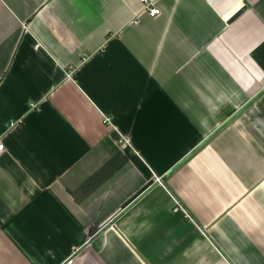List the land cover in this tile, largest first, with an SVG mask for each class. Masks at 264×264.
I'll return each mask as SVG.
<instances>
[{
  "label": "crops",
  "instance_id": "obj_1",
  "mask_svg": "<svg viewBox=\"0 0 264 264\" xmlns=\"http://www.w3.org/2000/svg\"><path fill=\"white\" fill-rule=\"evenodd\" d=\"M154 1L0 0V264H264V0Z\"/></svg>",
  "mask_w": 264,
  "mask_h": 264
},
{
  "label": "built area",
  "instance_id": "obj_2",
  "mask_svg": "<svg viewBox=\"0 0 264 264\" xmlns=\"http://www.w3.org/2000/svg\"><path fill=\"white\" fill-rule=\"evenodd\" d=\"M140 2L143 5V11L147 12L150 16L156 17V16L160 15L161 9L157 6V3L154 0H140ZM72 74H73V70L70 69L67 72V76L71 77ZM104 122L108 123V124H112L110 117H105ZM16 124H17L16 122H12V123H10L9 126L12 128ZM4 150H5V146L0 142V153L4 152ZM72 262H73V260L70 259L68 261V264H72Z\"/></svg>",
  "mask_w": 264,
  "mask_h": 264
},
{
  "label": "water",
  "instance_id": "obj_3",
  "mask_svg": "<svg viewBox=\"0 0 264 264\" xmlns=\"http://www.w3.org/2000/svg\"><path fill=\"white\" fill-rule=\"evenodd\" d=\"M249 8L248 4H244V6L238 10L228 21L229 24L234 22L239 16H241L247 9Z\"/></svg>",
  "mask_w": 264,
  "mask_h": 264
}]
</instances>
